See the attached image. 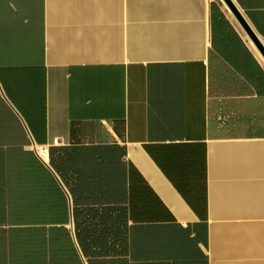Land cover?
<instances>
[{"label": "crops", "instance_id": "0c3cea01", "mask_svg": "<svg viewBox=\"0 0 264 264\" xmlns=\"http://www.w3.org/2000/svg\"><path fill=\"white\" fill-rule=\"evenodd\" d=\"M0 209L66 211L25 224L61 264H264V59L222 1L0 0Z\"/></svg>", "mask_w": 264, "mask_h": 264}, {"label": "trees", "instance_id": "16d2710c", "mask_svg": "<svg viewBox=\"0 0 264 264\" xmlns=\"http://www.w3.org/2000/svg\"><path fill=\"white\" fill-rule=\"evenodd\" d=\"M73 214L74 234L85 254V239L91 241V246L97 247L98 225L95 221L79 225L77 211ZM39 215L47 222L67 221L66 211L0 209V264L64 263L65 259L57 258L53 251L67 243L70 237L68 229L64 226L25 225L40 221ZM91 218H97V211H91Z\"/></svg>", "mask_w": 264, "mask_h": 264}, {"label": "water", "instance_id": "95a60500", "mask_svg": "<svg viewBox=\"0 0 264 264\" xmlns=\"http://www.w3.org/2000/svg\"><path fill=\"white\" fill-rule=\"evenodd\" d=\"M222 3L226 6V8L230 11L233 18L237 22V24L240 26L248 40L254 45L256 50L259 52L261 57L264 59V44L259 39L257 34L254 32L252 27L249 25L239 8L236 6V4L233 2V0H221Z\"/></svg>", "mask_w": 264, "mask_h": 264}, {"label": "built area", "instance_id": "2783aa9c", "mask_svg": "<svg viewBox=\"0 0 264 264\" xmlns=\"http://www.w3.org/2000/svg\"><path fill=\"white\" fill-rule=\"evenodd\" d=\"M40 152H43V150L41 149Z\"/></svg>", "mask_w": 264, "mask_h": 264}]
</instances>
